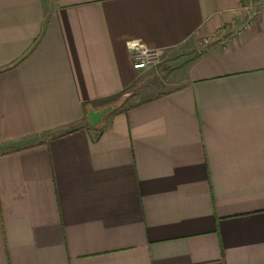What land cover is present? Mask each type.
Here are the masks:
<instances>
[{"label": "crops", "instance_id": "obj_1", "mask_svg": "<svg viewBox=\"0 0 264 264\" xmlns=\"http://www.w3.org/2000/svg\"><path fill=\"white\" fill-rule=\"evenodd\" d=\"M0 264H264V0H0Z\"/></svg>", "mask_w": 264, "mask_h": 264}, {"label": "built area", "instance_id": "obj_2", "mask_svg": "<svg viewBox=\"0 0 264 264\" xmlns=\"http://www.w3.org/2000/svg\"><path fill=\"white\" fill-rule=\"evenodd\" d=\"M246 12L249 8H245ZM250 19L247 18L242 24V29L248 28ZM132 61V68L136 71L146 70L159 64L161 59V52L156 49H150L142 44H135L130 51Z\"/></svg>", "mask_w": 264, "mask_h": 264}, {"label": "rangeland", "instance_id": "obj_3", "mask_svg": "<svg viewBox=\"0 0 264 264\" xmlns=\"http://www.w3.org/2000/svg\"><path fill=\"white\" fill-rule=\"evenodd\" d=\"M155 70H153V73L156 74V72L158 71V74L160 75V78H163L166 77L165 74H167V69H168V62L163 61V62H160L155 68ZM140 97L136 96L135 98H131V99H127L126 101H116L115 104H113V106L115 107H125V106H128L130 104H133V102L139 100Z\"/></svg>", "mask_w": 264, "mask_h": 264}, {"label": "water", "instance_id": "obj_4", "mask_svg": "<svg viewBox=\"0 0 264 264\" xmlns=\"http://www.w3.org/2000/svg\"><path fill=\"white\" fill-rule=\"evenodd\" d=\"M116 107L115 106H108L104 109H102L100 112H92L91 110L89 111V118L91 121V124L93 127L99 124L101 118L106 115L107 113L113 111Z\"/></svg>", "mask_w": 264, "mask_h": 264}]
</instances>
